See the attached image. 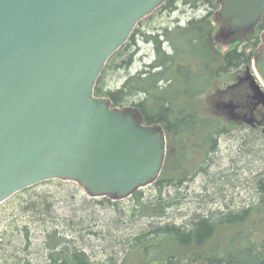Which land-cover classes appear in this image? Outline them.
I'll return each instance as SVG.
<instances>
[{"label": "trees", "instance_id": "16d2710c", "mask_svg": "<svg viewBox=\"0 0 264 264\" xmlns=\"http://www.w3.org/2000/svg\"><path fill=\"white\" fill-rule=\"evenodd\" d=\"M220 1H165L137 24L97 80L96 96L113 107L131 106L144 124L164 129L167 154L159 178L119 200L90 197L59 179L14 194L0 204V264H264V167L247 178L246 198L236 190L239 183L228 188V173L213 175L218 184L211 188L189 191L210 172L223 136L238 129L245 131L241 146L246 137L264 140V123L255 127L247 119L233 126L202 107L221 79L252 66L264 32L263 13L222 51L214 40ZM181 8L204 14L184 25L155 21ZM139 38L152 44L154 60L131 73ZM119 72L125 79L116 86ZM230 99L245 115L247 103L236 93ZM247 152L260 156L258 148ZM188 200L196 206L185 210Z\"/></svg>", "mask_w": 264, "mask_h": 264}, {"label": "water", "instance_id": "95a60500", "mask_svg": "<svg viewBox=\"0 0 264 264\" xmlns=\"http://www.w3.org/2000/svg\"><path fill=\"white\" fill-rule=\"evenodd\" d=\"M167 0H0V204L39 183L128 198L154 183L167 136L94 90L137 24ZM264 0H221V36L249 32ZM252 61L264 108V32Z\"/></svg>", "mask_w": 264, "mask_h": 264}, {"label": "rangeland", "instance_id": "374dc122", "mask_svg": "<svg viewBox=\"0 0 264 264\" xmlns=\"http://www.w3.org/2000/svg\"><path fill=\"white\" fill-rule=\"evenodd\" d=\"M203 14L204 11L195 12L191 9H188L184 12L181 8L171 14L165 13L164 15L156 18L155 21H157L158 24L161 23L163 26H167L175 25L176 21L179 20V23L184 25L191 17ZM215 23L218 24L214 35L215 43L218 48H220L222 51H225L231 46L228 42L229 38L220 35L223 26L222 23L218 22L217 20H215ZM138 45V52L135 56V61L130 69L131 73H135L137 70L143 68L144 64H149L154 60V51L151 43H148L142 38H139ZM259 54L260 48L258 50V54L253 58V60L256 59ZM253 74L254 70L251 66L242 73H235L233 75H228L227 77L221 79L220 82L217 84L216 88L209 91L202 99V107L204 111L209 114L222 116L226 120L232 121L234 123L233 126L245 122V117L247 119H251L250 115H239L236 108L230 106V98H232L233 94L236 93L240 101H242L243 103L254 102L255 91L251 86V80H249L250 77L253 78ZM114 78V85L119 86L125 79V73L119 72L114 76ZM258 104L264 110L263 106L260 103ZM133 109L140 118L138 111L135 108ZM262 128L264 129V127ZM234 130L236 131H233L232 133H229L228 135H225L221 138L219 152L213 157V166L211 167L210 172L208 174L199 175L196 181L190 185L189 191L201 192L204 190L205 187L211 188L214 184H218L216 180L219 179L221 173H228L230 174L229 178L232 182L227 184L228 188H232L234 184L239 183L236 184V190L241 192V196L243 198L247 197L248 193L244 186L245 182L248 180L247 178L253 176L255 173H257L264 167V140H252V136L246 137L245 140L247 143L241 146L243 143V134L245 131H239L238 129ZM251 147L253 149L258 148V150H260V156H258L256 152L253 153L254 156L252 154L249 155L247 149H250ZM213 175H217V179H215ZM234 179H239L240 181L235 182L233 181ZM60 181L63 182V185L64 183L68 185H76L78 188H80L83 194L87 195L84 189L80 187L77 183L64 180ZM149 186L150 185L144 187V189L149 188ZM55 190L56 188L52 189V191L54 192ZM189 200L184 206L185 210L187 208H194L196 206V204L190 202ZM219 206V204H215L213 208H217ZM58 208L60 213H64V202H59ZM182 220L183 219H181L180 217L179 221L182 222ZM2 223L4 224L6 223V221H3ZM1 228L3 229L4 227Z\"/></svg>", "mask_w": 264, "mask_h": 264}, {"label": "flooded vegetation", "instance_id": "af4514ba", "mask_svg": "<svg viewBox=\"0 0 264 264\" xmlns=\"http://www.w3.org/2000/svg\"><path fill=\"white\" fill-rule=\"evenodd\" d=\"M249 80L252 81V78L250 77ZM245 108H247V111L245 112L246 115H250L251 117V119L249 118L250 120L249 119L248 120L252 125H254L255 127H259L261 123H264V110L262 109L261 106H259L255 98H254V102L251 103L248 102ZM245 108H243V111ZM244 119L247 120L246 117Z\"/></svg>", "mask_w": 264, "mask_h": 264}]
</instances>
